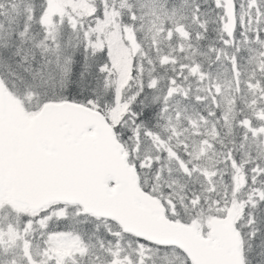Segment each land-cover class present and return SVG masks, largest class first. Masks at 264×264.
Wrapping results in <instances>:
<instances>
[{
    "label": "snow or ice",
    "instance_id": "snow-or-ice-1",
    "mask_svg": "<svg viewBox=\"0 0 264 264\" xmlns=\"http://www.w3.org/2000/svg\"><path fill=\"white\" fill-rule=\"evenodd\" d=\"M0 264H264V0H0Z\"/></svg>",
    "mask_w": 264,
    "mask_h": 264
}]
</instances>
